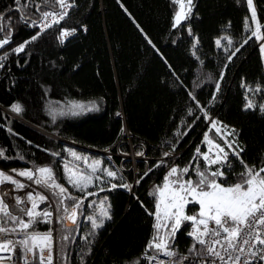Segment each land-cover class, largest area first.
I'll return each instance as SVG.
<instances>
[{
    "label": "trees",
    "instance_id": "obj_1",
    "mask_svg": "<svg viewBox=\"0 0 264 264\" xmlns=\"http://www.w3.org/2000/svg\"><path fill=\"white\" fill-rule=\"evenodd\" d=\"M25 4L31 7L16 10ZM37 5L41 11L58 6L52 0L47 4L21 0L20 6L14 0H0L4 16L0 24L11 28L10 42L0 48V56L8 53L0 68V150L7 157L0 158V168L23 171L49 166L57 182L74 197L84 193L68 184L65 164L73 171L90 173L88 165L99 160L100 167L118 170L114 180L93 181L87 191L96 195L84 199L76 224L66 219L58 222L62 215L56 211L58 197L51 189L33 184L53 204L57 264H144L141 254L156 234L155 217L149 215L155 212V198L149 192L164 181L171 166L189 167L186 178H195L196 166L207 167L202 157L193 161L198 147L201 153L206 150V132L228 154L230 167L213 164L209 168L224 172L218 182H239L244 164L264 167V113L259 107L264 105L259 52L264 39L252 36L257 23L253 25L247 0H192L190 15L175 28L177 4L173 0H75L59 24L16 54L12 49L40 31L21 20L27 15L28 24L38 21ZM253 7L259 34L264 37V0H253ZM246 18L250 30L245 29ZM62 29L76 30L63 44L58 39ZM6 36L7 29L0 31V39ZM249 100L256 107L246 109ZM15 102L23 105L21 114L10 110ZM72 102L94 106L81 114L66 113L65 106ZM205 112L218 122L219 134L206 123ZM128 144L134 155L143 153L132 163L114 154L129 152ZM68 150L86 159L75 160ZM174 152L177 155H170ZM144 173L148 175L136 183ZM122 183L131 185V190L121 187ZM101 201L106 208L111 205V219L104 218L103 226L92 235L88 217H100ZM196 212L194 204L187 206V215ZM187 224H182L173 242L181 255H192L188 249L194 241L187 234ZM34 227L43 232L51 224Z\"/></svg>",
    "mask_w": 264,
    "mask_h": 264
},
{
    "label": "snow or ice",
    "instance_id": "obj_2",
    "mask_svg": "<svg viewBox=\"0 0 264 264\" xmlns=\"http://www.w3.org/2000/svg\"><path fill=\"white\" fill-rule=\"evenodd\" d=\"M48 2L49 0H44V3L47 4ZM52 2L58 4L62 11H41L40 6L37 5V11L40 12L41 16L40 23L32 20L28 24L27 15L21 17V20L27 26L39 27L40 31L29 40L24 41L12 49L13 52L19 54L24 51L27 44L35 41L47 28L52 27L53 24H59L68 15L67 10L75 6V0H52ZM14 3L20 6L21 0H14ZM173 3L180 4V10L175 13L173 18V27L175 28L181 24L182 20L187 19L188 15H190L192 0H187V5L184 4V0H173ZM247 3L249 9L252 11L251 19L254 23H257V29L252 32V36L256 37L257 40L264 39L259 34L260 29L256 21L253 0H247ZM26 7H31V5L25 4L17 7L16 10L23 12ZM49 17H51V22H47L49 21ZM3 19L4 16L0 13V20ZM5 29L8 30V36L0 39V48L8 44L11 39V28L8 24H0V31H4ZM245 29L250 30L247 18L245 19ZM75 31V29L71 31L62 29L58 37L60 43L63 44L65 38L72 35ZM189 34L191 35L190 29ZM216 43L217 46H220L219 40ZM195 47L196 44L194 43L193 48ZM236 51H239V49ZM261 51L264 52V44L261 45ZM234 55L235 52L228 59L231 60ZM7 57V52L3 56H0V68L4 67L3 61ZM221 78H223V74H221ZM218 90L219 83H217ZM213 99H215V95ZM197 106L200 107L199 104ZM74 107L80 106L74 105ZM254 107L256 105L249 100L246 109ZM259 107L260 111L264 113V105ZM10 110L21 114L24 108L22 104L15 102L10 106ZM201 111H204L202 107ZM189 114H192L191 109H189ZM205 118L209 119L206 112ZM53 119H55V116H53ZM209 123L212 127L216 128L219 134L220 128L217 127L218 122L209 119ZM204 140L210 145L209 152L201 153L198 147L193 161L197 157H202L207 167L203 170L199 166L195 167L196 180L190 177L188 179L184 178L189 173V167L178 169L175 166H171L164 177L163 185L154 186L153 191L149 192V195L155 198V212H149V215L155 217L156 223L153 225V228L156 230V234L149 241L146 251L155 248L157 252L170 258L166 262L157 260L155 256L149 257L150 264L153 260H156L157 264H184L189 259L188 256L181 255L173 250L176 232L180 230L185 221L191 222L192 230L188 235L194 241L193 245L188 249V252L201 258L200 264H205V262L207 264H254L257 261H264V175H262L264 174V167L259 169L255 166L249 167L241 160V163L244 164V171L240 174V181L224 186L226 181L218 182V178L224 177V172L220 168H217L215 171H209V168L213 164L230 167L228 154L219 145L213 144L207 132L204 135ZM225 142L227 143V141ZM213 147L216 149L214 158L210 155ZM229 147H231L230 144ZM68 151L75 160L86 159L77 155L74 151ZM233 154L239 156L238 152L234 151ZM52 155L57 156L59 153H52ZM137 155L140 156L143 153L138 152ZM163 155L167 157L169 153L165 152ZM0 158H7L3 150H0ZM19 158L23 159V156L21 155ZM108 159L110 160L111 157ZM162 163L163 161H161ZM100 165L101 161H93L88 165L91 170L90 173H81L78 170L73 171V169L65 164L64 170L68 184L77 191L83 192V197L72 196L67 188L57 182L55 173L49 166L36 167L34 170L26 169L17 171L13 169L12 171L17 176L25 177L38 186L51 189L53 196L58 197L56 211L58 213L62 212V215H59L57 218L58 222L63 223L64 219H68L73 224H76L78 211L84 199L88 196L96 195L95 192L87 191L93 181L106 183L108 181L105 180V177L113 180L117 178L118 170L113 171L108 167H100ZM156 166L159 167L160 164ZM147 175L148 173H144L136 183H139ZM119 178L123 180L122 176ZM5 182L15 185L17 189L26 187L25 184L15 179L12 175L0 171V184H4ZM120 186L129 190L132 187L124 183ZM111 187L115 188L117 185L112 184ZM100 190L103 191V188ZM48 200L49 197L45 194L28 192L26 201L31 202V207H20L18 209L20 215H16L12 211H9V204L5 203L3 197H0V214L3 217V221L0 222V264H4L5 261H13L14 264H19V259H23V264H34L37 252L39 253V264H52V230L39 232L34 227L37 223L51 222L53 216L52 211H49L48 208L39 209V205ZM69 200L74 203L68 205L66 202ZM26 201L20 197H16L17 206L25 204ZM193 203L199 205V210L195 215H187L186 208L189 204ZM100 207L101 212L99 218L96 216L88 217L92 224V235L95 234L96 229L103 226L104 218L111 219L108 212V208L111 205H108L106 208L104 207V201H101ZM24 216L27 219L22 218ZM9 222L13 225L12 227L5 226ZM162 228L166 230L163 236L160 235ZM12 235H22L23 238L14 240L9 238ZM64 239L66 240L68 237L65 236ZM197 245L200 247L197 248ZM45 250L48 251L46 261L44 257ZM17 252L22 253V256L14 260ZM29 253L33 256L32 262L28 259Z\"/></svg>",
    "mask_w": 264,
    "mask_h": 264
},
{
    "label": "built area",
    "instance_id": "obj_3",
    "mask_svg": "<svg viewBox=\"0 0 264 264\" xmlns=\"http://www.w3.org/2000/svg\"><path fill=\"white\" fill-rule=\"evenodd\" d=\"M62 9L59 7V5L57 6V8L55 10H52L50 12H61ZM41 21V18L37 21V23H40ZM47 22H51V17H49V21ZM39 28V27H38ZM67 31H71V30H67ZM71 36V35H70ZM69 37V36H67ZM212 116H208L209 119H211ZM209 119H206V123H209ZM216 145V144H215ZM209 148H210V145L207 144L206 142V150L203 152V153H208L209 152ZM215 148L213 147L212 148V152L210 153V155H214L215 153ZM177 155V153H174V155ZM0 170L6 172L7 174L9 175H12L15 179L19 180L20 182H22L23 184L26 185V187L22 188V189H17L16 187V191H17V197H20L21 199H24L26 201V196H27V193L28 192H40L42 194H45L47 195L42 189H40L39 187H37L36 185H33L29 182H27L23 177H19L13 173H8L5 169H1ZM48 196V195H47ZM49 197V196H48ZM26 207H31V202H27L26 201ZM45 208H48L49 211H52L53 213V216H52V220L50 222L51 224V230H52V264H57V258H56V251H55V242H54V231H53V223H54V220H55V213H54V208H53V204H52V201L49 200L45 203H41L39 205V209H45ZM212 226V225H210ZM188 230H187V234L192 230V225H188L187 226ZM9 238L11 239H22V235H12L10 236ZM199 246V245H198ZM200 247V246H199ZM173 250L176 251L175 247H173ZM7 255V254H5ZM22 256V253H19L17 252L16 253V256L14 257V260L16 259H19V257ZM47 256H48V251L45 250L44 251V257H45V261L47 260ZM157 257V260H163V261H169V257H166V256H163L162 254H160L159 252L157 251H145L141 254V259L143 261L144 264H150V261H149V257ZM184 256H188L189 259L187 261L184 262V264H200V259L199 257H196L194 255H184ZM28 259L30 262L33 261V256L31 253L28 254ZM4 264H14L13 261H5ZM19 264H23V259H19ZM34 264H39V253L37 252V255H36V259H35V262ZM151 264H157V261L156 260H153L151 261ZM205 264H207V262H205ZM254 264H264V261H257V262H254Z\"/></svg>",
    "mask_w": 264,
    "mask_h": 264
},
{
    "label": "rangeland",
    "instance_id": "obj_4",
    "mask_svg": "<svg viewBox=\"0 0 264 264\" xmlns=\"http://www.w3.org/2000/svg\"><path fill=\"white\" fill-rule=\"evenodd\" d=\"M184 1H186V0H184ZM177 4V10H176V12L177 11H179L180 10V4L179 3H176ZM184 4L185 5H187V1L186 2H184ZM185 10H186V8H185ZM248 10H249V13L251 14V17H252V11L249 9V7H248ZM175 12V13H176ZM175 13H174V15H175ZM174 15H173V18H174ZM253 22V21H252ZM255 24L256 23H254L253 22V25L255 26ZM259 52H260V58H261V61H262V66H263V72H264V52H262L261 51V46L259 47ZM74 105H79L80 107H74ZM92 107H93V104H91V103H79V102H72V103H68L67 104V106H65V112L66 113H69V114H78V113H84V112H86V111H89V110H91L92 109ZM8 114H9V112H7ZM10 115V114H9ZM13 117V116H12ZM13 118H15V117H13ZM18 118V117H17ZM19 120H21L20 118H18ZM20 122H23L25 125H27V126H29V127H31V128H34V129H37L36 127H34V126H32L31 124H29V123H27V122H25V121H23V120H21ZM214 144V143H213ZM128 150H129V152H127L126 154H122V155H120V154H117V153H114L115 155H119V156H121V157H123V158H127V159H129V161L132 163V161L134 160V159H138V158H141V156H138V155H134L132 152H131V146L128 144ZM100 153H102V154H104V155H106V156H109V155H111V154H113V153H111L110 151H100ZM175 153V152H174ZM174 153H170V155H174ZM214 153H216V149H215V152ZM176 155V154H175ZM215 155V154H214ZM214 155H213V158H214ZM119 168V167H118ZM170 168V167H169ZM2 169V168H1ZM0 171H2V170H0ZM8 173H13V174H15L16 175V173L15 172H13V171H8V170H6ZM6 173V172H5ZM185 179H188V178H186V177H184ZM193 180H196L197 179V177L195 176V178H192ZM26 180V179H25ZM27 182H29V183H31V184H33V182H30V180H26ZM164 182V181H163ZM163 182L159 185V186H162L163 185ZM5 183H8V182H5ZM22 183V182H21ZM0 185H2V184H0ZM33 185H35V184H33ZM8 186H9V190H10V192H13L14 191V193L16 194L17 193V191L15 190L16 188V186L15 185H13V184H11V183H8ZM224 186H228V185H224ZM13 188V189H12ZM15 188V189H14ZM45 192V191H44ZM46 193V192H45ZM47 194V193H46ZM17 195V194H16ZM12 196H13V193H12ZM14 197V196H13ZM13 197L12 198H7L8 200H11L15 205H16V198H15V200H13ZM194 204V203H193ZM195 205V207H196V209H197V212H198V210H199V205L198 204H194ZM20 207V206H19ZM17 208V207H16ZM17 213H19V211H18V208H17V211H16ZM20 215V214H19ZM195 215V214H194ZM24 217H26V216H24ZM24 217H22V218H24ZM27 218V217H26ZM66 220H68V219H66ZM63 223H64V221H63ZM155 223H156V220H155ZM73 224V223H72ZM191 224V222H189L188 221V224H187V226L188 225H190ZM7 225V224H6ZM48 231V230H47ZM47 231H43V232H47ZM165 229H161L160 230V235L161 236H163L164 234H165ZM158 242V241H157Z\"/></svg>",
    "mask_w": 264,
    "mask_h": 264
},
{
    "label": "water",
    "instance_id": "obj_5",
    "mask_svg": "<svg viewBox=\"0 0 264 264\" xmlns=\"http://www.w3.org/2000/svg\"><path fill=\"white\" fill-rule=\"evenodd\" d=\"M10 114V113H9ZM11 116H13V117H15V119H17V120H19L16 116H14V115H12V114H10ZM19 121H21V120H19ZM63 141V140H62ZM63 142H66L67 144H70V145H73V146H76V147H79V148H83V149H87V148H85V147H82V146H79V145H75V144H73V143H71V142H67V141H63ZM91 151H93V152H100V151H97V150H91ZM19 177H22V176H19ZM0 197H3L4 198V200H5V203H7V204H9V211H12L13 212V214H16L17 215V208H16V205L12 202V201H10V200H8L5 196H4V194L2 193V192H0ZM15 210V211H14Z\"/></svg>",
    "mask_w": 264,
    "mask_h": 264
},
{
    "label": "crops",
    "instance_id": "obj_6",
    "mask_svg": "<svg viewBox=\"0 0 264 264\" xmlns=\"http://www.w3.org/2000/svg\"><path fill=\"white\" fill-rule=\"evenodd\" d=\"M9 186H8V183H4L2 185H0V192H2L4 194V196L6 198H12V193L14 195L13 197V200H15V198L17 197V193L15 194L14 192H10L9 191ZM13 189V188H12ZM11 201V200H10ZM20 207H26V203L25 204H22V205H19ZM16 205V207L19 209L20 207ZM20 213H17V215H19ZM0 216H2V214H0ZM24 219H26V217H24Z\"/></svg>",
    "mask_w": 264,
    "mask_h": 264
},
{
    "label": "bare ground",
    "instance_id": "obj_7",
    "mask_svg": "<svg viewBox=\"0 0 264 264\" xmlns=\"http://www.w3.org/2000/svg\"><path fill=\"white\" fill-rule=\"evenodd\" d=\"M9 191H10V190H9ZM13 192H14V191H13ZM13 196H14V195H13ZM13 196H12V197H13Z\"/></svg>",
    "mask_w": 264,
    "mask_h": 264
}]
</instances>
